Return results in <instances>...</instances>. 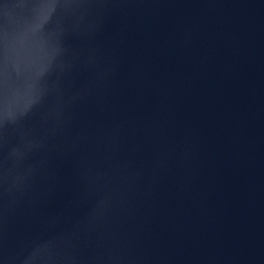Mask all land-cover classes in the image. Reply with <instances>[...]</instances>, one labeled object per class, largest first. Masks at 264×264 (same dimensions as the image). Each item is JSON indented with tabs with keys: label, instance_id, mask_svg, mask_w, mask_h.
Here are the masks:
<instances>
[{
	"label": "water",
	"instance_id": "1",
	"mask_svg": "<svg viewBox=\"0 0 264 264\" xmlns=\"http://www.w3.org/2000/svg\"><path fill=\"white\" fill-rule=\"evenodd\" d=\"M0 264H264V0H0Z\"/></svg>",
	"mask_w": 264,
	"mask_h": 264
}]
</instances>
